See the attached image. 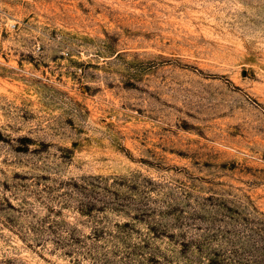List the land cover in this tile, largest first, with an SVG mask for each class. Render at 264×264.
I'll return each mask as SVG.
<instances>
[{
	"label": "rangeland",
	"instance_id": "374dc122",
	"mask_svg": "<svg viewBox=\"0 0 264 264\" xmlns=\"http://www.w3.org/2000/svg\"><path fill=\"white\" fill-rule=\"evenodd\" d=\"M0 264H264V0H0Z\"/></svg>",
	"mask_w": 264,
	"mask_h": 264
}]
</instances>
